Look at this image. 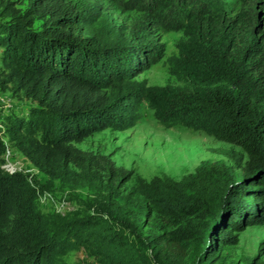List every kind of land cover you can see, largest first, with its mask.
<instances>
[{
  "label": "trees",
  "instance_id": "trees-1",
  "mask_svg": "<svg viewBox=\"0 0 264 264\" xmlns=\"http://www.w3.org/2000/svg\"><path fill=\"white\" fill-rule=\"evenodd\" d=\"M24 1L19 10L0 0V90L35 103L0 124V264H69L65 255L78 249L97 264H239L225 249L247 227L264 226V33L256 37L250 9L223 20L192 4L180 83L145 85L135 77L153 50L133 33L106 39L90 31L86 0ZM143 100L163 126L202 131L247 159H205L179 179L147 180L75 146L133 127ZM4 138L43 182L3 168ZM55 182L77 209L42 211L38 195ZM242 261L264 264V239Z\"/></svg>",
  "mask_w": 264,
  "mask_h": 264
},
{
  "label": "rangeland",
  "instance_id": "rangeland-1",
  "mask_svg": "<svg viewBox=\"0 0 264 264\" xmlns=\"http://www.w3.org/2000/svg\"><path fill=\"white\" fill-rule=\"evenodd\" d=\"M11 5L19 10L25 8L24 0H10ZM89 7L83 12L86 26L100 37L125 39L134 34L141 42L153 50L150 53L151 63L135 79L145 85L179 84V77L185 66L181 45L187 41L186 33L193 24L190 16L192 4H202L209 15L223 20L234 18L239 10L249 8L253 13L256 37L264 33V0H197L186 5L183 0H161L168 6L161 9L156 0H86ZM199 6V5H198ZM196 6L195 11L199 10ZM202 8V7H201ZM1 10V9H0ZM167 13L164 16L163 13ZM174 11L169 21H166ZM4 16L0 15V20ZM41 20L34 21V27ZM199 24L195 26L199 27ZM145 40V41H144ZM35 103L10 90H0V124L6 114L24 116L29 106ZM137 123L125 130L105 129L86 137L75 146L92 153L105 154L116 166L132 169L145 179L158 175H168L179 179L186 173L194 171L200 161L224 160L232 163L231 154L242 153V161L247 159L241 147L220 141L202 132L181 125L163 126L153 115V110L143 100L138 108ZM1 126V125H0ZM6 143V138H4ZM8 154H3V164L9 171L28 173L39 182L46 177L26 159L16 148L6 143ZM12 166V167H11ZM237 175L240 171H236ZM133 179L123 185L128 190ZM47 191V190H45ZM52 196L41 204L44 212L57 211L65 213L79 207V202L70 197L68 190L59 187L58 183L51 190ZM79 196H85V189H78ZM264 239V226H249L239 234L237 245L225 249L229 259L243 264V259L257 252L258 244ZM69 264H97L83 250H71L65 255Z\"/></svg>",
  "mask_w": 264,
  "mask_h": 264
},
{
  "label": "bare ground",
  "instance_id": "bare-ground-1",
  "mask_svg": "<svg viewBox=\"0 0 264 264\" xmlns=\"http://www.w3.org/2000/svg\"><path fill=\"white\" fill-rule=\"evenodd\" d=\"M6 165H7V164H6ZM6 165L3 164V168H4L6 171L12 173L13 171H9V170H8V168L10 167V165H9L8 168H6ZM11 167H12V166H11ZM49 198L52 199V196H51V194H50L49 192H47V191H44V192H42V193H39V195H38V200H39L40 204H42L45 200H48Z\"/></svg>",
  "mask_w": 264,
  "mask_h": 264
},
{
  "label": "built area",
  "instance_id": "built-area-1",
  "mask_svg": "<svg viewBox=\"0 0 264 264\" xmlns=\"http://www.w3.org/2000/svg\"><path fill=\"white\" fill-rule=\"evenodd\" d=\"M5 154H6V156H7V154H8V150L5 151Z\"/></svg>",
  "mask_w": 264,
  "mask_h": 264
}]
</instances>
